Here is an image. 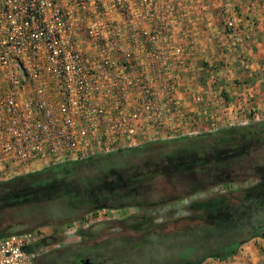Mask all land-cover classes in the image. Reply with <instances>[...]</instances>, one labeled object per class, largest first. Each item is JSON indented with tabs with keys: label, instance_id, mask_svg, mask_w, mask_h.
<instances>
[{
	"label": "built area",
	"instance_id": "built-area-1",
	"mask_svg": "<svg viewBox=\"0 0 264 264\" xmlns=\"http://www.w3.org/2000/svg\"><path fill=\"white\" fill-rule=\"evenodd\" d=\"M160 7L174 11L176 4L0 0V182L32 173L37 165L190 137L201 117L210 131L233 125L225 112L209 111L215 76L193 96L196 110L179 96L185 45L197 41ZM221 11L224 48L236 54L243 42L239 17L229 3ZM149 20L151 31L143 27ZM141 49L146 55L137 56ZM251 119L259 121L256 114ZM43 239L40 229L0 238V264H34L59 248L37 247Z\"/></svg>",
	"mask_w": 264,
	"mask_h": 264
},
{
	"label": "trees",
	"instance_id": "trees-1",
	"mask_svg": "<svg viewBox=\"0 0 264 264\" xmlns=\"http://www.w3.org/2000/svg\"><path fill=\"white\" fill-rule=\"evenodd\" d=\"M207 148L214 150L212 158L204 155ZM127 156H138L141 162L126 160ZM250 158L248 166L239 167ZM79 167L87 168L86 174ZM230 167L239 168L234 176L218 172ZM75 168L78 172L73 176ZM157 179L177 180L180 186L169 194L153 188L151 182ZM249 182L239 190L236 202L230 195H214L190 203L183 210L185 215L169 213L161 222L151 216L153 207L178 203L214 185ZM54 199L62 200L63 213L50 205ZM45 201L52 210L41 217L38 211L45 212ZM129 207L139 212L142 233L117 235L114 252L108 241L83 247L75 254L76 264L83 254L91 264H95L91 258L104 264H201L208 258L229 259L246 241L264 239V120L65 162L0 182V238L41 226L58 228L102 209ZM168 224L171 230L164 231ZM87 231L79 230L78 236L84 237ZM56 239L45 238L37 247ZM47 255L36 258L34 264L49 262L52 256Z\"/></svg>",
	"mask_w": 264,
	"mask_h": 264
},
{
	"label": "crops",
	"instance_id": "crops-1",
	"mask_svg": "<svg viewBox=\"0 0 264 264\" xmlns=\"http://www.w3.org/2000/svg\"><path fill=\"white\" fill-rule=\"evenodd\" d=\"M194 1L159 0L161 6L171 2L176 4L174 11H167L164 7L159 11L161 14L165 12L169 20L181 21L188 10L198 4ZM227 3L234 6L243 26L244 41L236 54L224 48L223 17L220 16ZM179 5L181 8L178 9ZM201 7V13L189 19L190 29L198 34V39L194 46L185 45L187 59L179 78V96L189 110H196L198 107L193 96L215 76L217 82L212 86L209 111L225 112L228 118L241 121L250 118L246 115L252 110L260 115L258 119L264 120V0L261 3L255 0H204ZM110 18L118 23L125 19L119 14H112ZM153 24L151 20L145 21L143 27L151 31ZM130 33L131 30L126 31V34ZM80 36L78 33V41L83 40ZM136 55L144 56L146 51L141 49ZM209 127V121L201 117L197 128L208 131ZM229 261L225 263L264 264V239L255 237L246 241L232 257V263Z\"/></svg>",
	"mask_w": 264,
	"mask_h": 264
},
{
	"label": "rangeland",
	"instance_id": "rangeland-1",
	"mask_svg": "<svg viewBox=\"0 0 264 264\" xmlns=\"http://www.w3.org/2000/svg\"><path fill=\"white\" fill-rule=\"evenodd\" d=\"M198 4H194L193 6V10L192 8L188 10L187 14L185 16L182 17V20L179 21L181 22V26L183 28H190V24L191 23L189 21L190 16H196L199 15L201 12V6L204 2V0H196ZM196 1H194L193 3H195ZM221 15V14H220ZM237 16L239 17V14H237ZM222 17V16H220ZM185 18V19H184ZM222 19V18H221ZM215 20V19H214ZM240 20V17H239ZM223 23V21H222ZM241 23V30L243 32V26H242V22L240 20ZM84 34H82L83 38L89 39L88 35L86 34L85 31H83ZM187 33V32H186ZM193 33H195L194 37L196 38V41L198 39V34H196L195 31H193ZM188 37H186V39L183 40H187ZM243 41H244V34H243ZM243 45V42H242ZM242 47V46H241ZM214 75V74H213ZM206 81V80H205ZM208 81V80H207ZM198 82H202V80ZM252 114H257L256 111H250V113H248L246 115V117H250V118H245V120H232V124L231 126H227V127H223L221 125L217 126V130L216 131H210V127L207 128V130H202V128H197L196 135H200V134H207V133H214V132H218L221 129H226V128H232V127H242V126H246V125H252V124H256L259 123L263 120H261L259 118V121L254 122L251 119ZM228 116V115H227ZM260 116V115H259ZM257 116V117H259ZM210 123V122H209ZM199 132V133H198ZM196 135H192V136H196ZM190 136V137H192ZM182 138H186V137H176L173 138L172 140H178V139H182ZM171 140V139H170ZM169 140H161V141H157V142H166ZM156 143V142H153ZM151 144V143H149ZM177 146V145H174ZM240 149H242V147H240ZM214 150L212 148H207L204 153V155H207V158H212L211 153ZM223 152V151H222ZM126 160H131L133 162H141V159L138 156H132L126 157ZM251 158L243 163L242 165H239V167H245L248 166V162H251ZM46 167L49 166H45V165H37L34 167V172L40 171ZM79 172L80 173H84L86 174L85 170H88L87 168L84 167H79ZM82 168V169H81ZM239 170L238 167H230L229 169L226 170H221L218 172H223V173H228L232 176H234L236 174V171ZM78 172V169L75 168V170L73 171V176L76 175ZM178 182L177 180H172L171 182L168 183V181H166L165 179H157L155 181H152V186L153 188H161V189H165L166 192H168L169 194H171L173 192V190L178 189L177 186H180L179 184L175 183ZM253 182V181H251ZM251 182H249L248 184H245L243 186H239L237 184H233V183H222V184H218V185H214L212 187H210L208 190H206V192L204 193H195L194 195L190 196V197H185L184 199H182L181 201H179L178 203H167L165 206H160V207H153L154 209H152V213L151 216H156L157 222H161V220H163L167 214L169 213H176L177 216H182L183 214L185 215L186 213L183 211L184 208L186 206H188L190 203L195 202V201H199V200H203L205 198H207L208 194H211L212 196L214 195H230L233 198V202H236L237 199L239 197V190L241 188H246L249 185H251ZM51 202H55V203H51ZM43 208H46L45 212H39L37 209L36 211H38V213L40 214L41 217H45V213L48 215V211L52 210L50 209L51 207L49 206V203L47 201H45ZM62 200L61 199H54L52 201H50V205L53 206L54 209H59L61 208V210H58L59 213H63L65 210H63L62 212ZM29 209H25L24 212L27 213ZM31 210V209H30ZM139 212L132 207L129 208H125V209H120V210H114V209H102V210H98L95 213H89L86 214L84 217H82V219L79 218V216L77 217V219H75L74 221L68 222L63 226H60L58 228H55L52 225H47V226H41L38 229L41 230V233L43 234V236L45 238H50L51 236L56 238V241L52 240L53 243L51 242L50 244H58L59 248L49 251L47 254L48 257H51L52 259L47 262L48 264L52 263H58V264H76L77 262V258L75 256V254L79 253L81 250H83V247H88V246H93V247H97L100 246L102 244H104V241H108V243L111 245L109 248H112L113 246L115 247L116 243L115 242V238L117 235H125L128 237H134V236H138L142 233V230L140 229L141 226L143 225V221L139 219V217H137L139 214ZM162 216L163 219H162ZM170 218V217H169ZM163 222V221H162ZM171 224H168L167 226L163 227L164 231H170L171 230ZM89 228V229H87ZM37 230V229H36ZM79 230H88L87 232H85V236L84 237H80L78 236V231ZM247 234L245 233L243 235V237H246ZM115 240V241H114ZM113 247L112 251H115V248ZM239 249V248H238ZM237 249V251H238ZM95 251V250H93ZM236 251V253H237ZM42 255V256H45ZM41 257V256H40ZM233 257V256H232ZM232 257H229V263H232ZM81 260H86L89 259V257L86 254H83L80 257ZM91 262L94 261L95 264H104L102 262H100L99 260L96 259H90ZM228 261V259L226 260H217V259H205L201 264H226L225 262ZM39 263V260L37 261V264Z\"/></svg>",
	"mask_w": 264,
	"mask_h": 264
},
{
	"label": "flooded vegetation",
	"instance_id": "flooded-vegetation-1",
	"mask_svg": "<svg viewBox=\"0 0 264 264\" xmlns=\"http://www.w3.org/2000/svg\"><path fill=\"white\" fill-rule=\"evenodd\" d=\"M210 196H212V195L208 194L207 198H205V199L207 200ZM246 232H248V231H246ZM81 261H83V260H78V264H80ZM40 264H47V263L42 261Z\"/></svg>",
	"mask_w": 264,
	"mask_h": 264
},
{
	"label": "water",
	"instance_id": "water-1",
	"mask_svg": "<svg viewBox=\"0 0 264 264\" xmlns=\"http://www.w3.org/2000/svg\"><path fill=\"white\" fill-rule=\"evenodd\" d=\"M80 264H90V262L88 260H85V261H81Z\"/></svg>",
	"mask_w": 264,
	"mask_h": 264
}]
</instances>
